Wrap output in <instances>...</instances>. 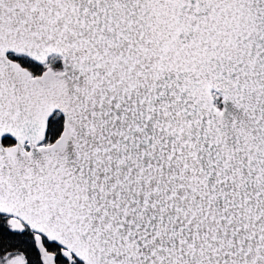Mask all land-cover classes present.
I'll return each mask as SVG.
<instances>
[{
    "label": "snow or ice",
    "instance_id": "snow-or-ice-1",
    "mask_svg": "<svg viewBox=\"0 0 264 264\" xmlns=\"http://www.w3.org/2000/svg\"><path fill=\"white\" fill-rule=\"evenodd\" d=\"M0 264H264V0H0Z\"/></svg>",
    "mask_w": 264,
    "mask_h": 264
}]
</instances>
